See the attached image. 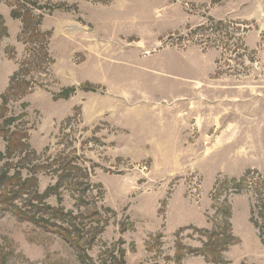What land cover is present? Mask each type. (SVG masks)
Returning a JSON list of instances; mask_svg holds the SVG:
<instances>
[{
	"label": "rangeland",
	"instance_id": "rangeland-1",
	"mask_svg": "<svg viewBox=\"0 0 264 264\" xmlns=\"http://www.w3.org/2000/svg\"><path fill=\"white\" fill-rule=\"evenodd\" d=\"M23 2L0 0V170L32 160L42 193L65 168L45 201L90 232L0 204V264H264V206L231 188L264 194V0H26V27ZM208 18L245 50L189 37Z\"/></svg>",
	"mask_w": 264,
	"mask_h": 264
},
{
	"label": "trees",
	"instance_id": "trees-1",
	"mask_svg": "<svg viewBox=\"0 0 264 264\" xmlns=\"http://www.w3.org/2000/svg\"><path fill=\"white\" fill-rule=\"evenodd\" d=\"M15 13L22 16L23 24H25L26 27L27 25L24 18L26 19V16L29 13V9L26 8V0H24L19 12ZM12 15H14V10L12 11ZM237 24L239 23L222 20L215 21L212 18H208L207 22L195 28L194 31L189 32V37H193V34L197 35L198 37H195V40L199 42V44L207 47L220 48L224 51H226L229 47H235L236 45H238L237 47L240 49L245 50L240 40L242 33L239 32V28L234 29V26ZM196 31L199 32V34H197ZM18 72H22V70L19 69V71L15 72L10 78L9 87L3 96V103L5 102L6 95L10 92V90L14 88V86L17 87L19 85L18 81L20 80V74ZM75 91L76 88L74 87L65 88L61 91L60 95L63 98H67ZM11 121L12 120L9 119L7 123L6 121L4 123H0V127L11 125ZM8 132L9 131L7 130L6 133ZM12 134V132L10 135L6 134L8 141L5 153H0L1 160L5 158L9 159L10 154L16 149V147L13 146L14 144L9 139ZM26 163L30 165V169L28 170L29 173L26 175V178L23 180L18 176L19 171H17L14 175L9 176V168L0 170V204L7 207H14L23 219L29 220L38 226L56 230L57 232L63 234L64 238L70 243H73L79 248L83 247V244L88 241V233L90 231H84L83 228H80V222H75L73 224L71 222L69 212L64 213L62 209L51 207L45 201L52 195H58V189L62 185L64 186L68 184L70 186V183H67L64 179L66 177L64 174L66 171L64 170L65 168L58 167L54 170L55 173H57L58 169L61 171L58 174V179L55 184L46 187L42 193H39L36 188L35 179H33L34 172H32L35 168V164L32 160ZM18 169L20 170L21 168L18 167ZM253 175L254 174H251L250 172H246L239 179H233V186L231 188L236 191H241L243 189L251 190L255 194L258 201H260L264 206V194L261 191L262 188L260 185L262 182L261 178ZM74 220H76V218H73V221ZM79 230H81V232ZM84 261L85 264L88 263L86 262V259L83 260V262ZM119 263L121 264L123 262Z\"/></svg>",
	"mask_w": 264,
	"mask_h": 264
}]
</instances>
